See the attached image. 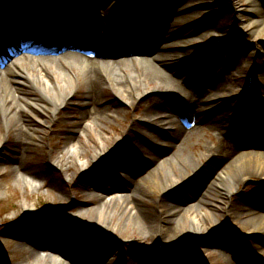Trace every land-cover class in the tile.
<instances>
[{
  "label": "rangeland",
  "instance_id": "rangeland-1",
  "mask_svg": "<svg viewBox=\"0 0 264 264\" xmlns=\"http://www.w3.org/2000/svg\"><path fill=\"white\" fill-rule=\"evenodd\" d=\"M60 1L61 4L56 5L58 0H38L37 3H34L33 0H7L10 4H25L27 7L33 5L34 8H29V22L27 25L18 30L21 35L20 42L17 43L10 37L6 38L10 42L16 43L15 47L21 46L23 43L37 46L45 39V36L56 35L55 37L59 38L58 34H60V31L56 32L53 30L54 33L47 35L45 30H42L45 23L52 21L51 24L58 25L59 22L62 26L69 23L64 30L71 27V34L75 38L70 42L83 44L84 47L90 50V46L93 45V38L96 35L95 32L99 31L104 20L105 14L102 12L105 10L102 8L108 6L109 14L114 19L113 23L107 28L108 36L110 35L111 37L115 32L113 30L114 26L123 25L134 14L144 20L143 26L146 29L152 27L150 34L153 35L151 37L153 41L155 40L153 45H162L164 43L162 39L167 38V35L171 34V37L177 36L176 43L181 50L194 52V55L186 57L181 62L169 63L167 66L168 71H165L167 74H172L171 72L175 69L182 70L184 73L177 79L182 78L192 81L191 77L200 73L196 67L199 58H207L206 64H208L211 60L227 61L234 53L239 52L243 54L240 61L232 63V68L229 70V73L236 75L234 86L241 84L243 87L252 88L254 91L263 88L261 84L264 83V30L259 24H249L252 18L253 23L258 18H261L258 13L260 12V7L261 13L264 14V8L261 6L262 0H194L192 3L189 0ZM177 2H179V6ZM185 4L189 5L190 12L182 14V17H176L168 13L175 6L183 9L182 5ZM1 13L2 8L0 7ZM254 15L258 16L253 17ZM43 17H46V19L38 28L33 26L32 23L35 20ZM167 17L171 20L179 18L178 21L181 25L164 30L162 26L163 23L168 22ZM75 23L77 32L73 34L75 33ZM193 27L200 31L199 36L207 32L209 35L203 39L195 37V39L183 40L181 38L182 33ZM121 30L126 33L125 27H121ZM7 31L13 32L11 28H7ZM6 34L4 33L3 35L5 36ZM141 41L145 43L146 39H141ZM169 42L173 43L171 40ZM170 43L165 46L168 52H172L173 48ZM219 52L220 55H218ZM8 62L4 65L6 69ZM189 65L193 69L191 74L189 71L185 72ZM240 66L242 67L240 68ZM195 77L198 78V76ZM250 78L251 81L249 82ZM210 81L213 82V80ZM206 84L208 85V82ZM214 86L211 85V87ZM220 89L207 90L209 92L205 94L204 99L207 100L208 104L212 102L213 95ZM26 92L23 91V94H26ZM87 99L88 95L84 86L61 112L57 123L49 122L50 125H45V130L38 131V135L34 137L23 134V132L27 131L22 129H9L4 125L0 126V141L3 145L0 148V264L37 263L31 261L28 258L30 252L24 249L23 245H19L23 244V242H20L21 240L30 239L22 237L23 234L29 232H20L18 230H20L21 226L29 225V223L33 222H36L38 227L40 224L43 225V228L39 227L40 233L36 232V235L33 234V236L38 237L33 240L40 241V244H49L62 248L68 254L75 256L80 264H180L184 259L187 260L185 264H225V261L229 262L232 259H236L237 264H263L260 260L253 259L248 249L251 246L260 245L264 251V236L255 235L248 239H243L245 237L243 234H245L247 229L239 224V219L236 222H224L219 226L214 225L209 232H203L191 243H179L175 246L164 248L163 244H152V240L149 237L146 241L143 240L139 236L137 229L130 226L134 225V221L126 213L123 215L122 213L117 214L111 220L106 221L107 226L96 225L89 216H76L75 214L79 211L93 208L101 199L106 198L105 194L97 192L96 194L100 195L101 198L93 200L86 192L91 188L96 189L99 185H103V182L111 177H107L106 174L110 173L109 169L113 163L124 162L137 172L132 175L126 172L117 176L113 175L114 181L123 187H126L124 181H127V179L143 186L141 178L147 174L149 167H151V157L142 155L140 151H138L140 154L137 153L133 145H131L132 142L128 135L131 131H136L138 132L139 141H148V139L142 138L141 140L140 138L144 125L139 120L145 106L140 104L130 106L123 96H118L113 91L100 95V103L116 110L119 114V118L115 117V121L105 124L106 127L103 128L107 134V147H111L106 156L98 162L92 161L95 150L92 146L98 144L92 134L88 136L89 141H87L86 137L83 138V142L87 147V151L83 155L84 160L88 162L87 168L82 169L79 160L75 156L66 154L65 147L68 145L66 135L69 132H73L69 127H73L77 123L80 124L78 120L71 124L66 121L68 119H78L81 116L83 103L87 102ZM257 103L255 104L253 97L247 94L226 109H221V111L215 113L214 115L216 116H209L203 124L194 125L190 128L191 125H184L180 121L179 126H185L182 129V135L184 136L182 141H187L188 145L182 152L177 154V161L180 163L181 159L185 157L197 159L203 152L205 153L208 147H215L219 141L230 142V145L232 143V146H236L239 142L235 137H238V139L244 137V133L238 132L239 129L246 128L244 125V127L240 125L237 129L240 121L244 124L247 120L246 117L243 118V108L245 105L256 108ZM128 105V110L124 114L122 110L126 109ZM197 106L200 107L199 104ZM260 107H262V113L264 114V104H260ZM175 120L179 121L176 117ZM221 121L228 123L229 132L225 133L222 130V133L221 130L216 128L218 126L216 124ZM252 121L256 127L259 126L260 120L257 116ZM148 128L159 135L162 141H153V138L149 136V140L153 141V145L150 147L147 143L142 142L143 146L147 147L144 146L146 149L145 153L152 154V156H154V153L167 155L166 152L168 150L166 147L169 146L170 141L169 139L168 141L164 139L166 137L165 130L153 123ZM262 132L250 134L252 138L257 136V138L262 139L264 136ZM28 136L34 141H28L26 139ZM117 136L124 138L122 144H117L118 146L115 144L116 141H114ZM248 138L250 137L248 136ZM251 141L257 142L254 139ZM241 150L245 149H238L239 153L237 152V155L244 153ZM136 155L144 157L141 158V167L139 168H136L134 162L137 159H133ZM57 158L62 159L65 165L64 169L55 163ZM14 164H18L17 166H21L20 169L26 172L44 175L43 188L39 192H33L29 188L25 190L22 184L19 185L17 183V173L15 172ZM142 167H145L143 171H146V174L142 171ZM263 173L264 170L259 175L252 174L247 182L239 185L240 193L230 198L232 203L238 204V207L235 208L236 211H242L247 203L254 205L264 200L262 198L264 197V180L261 176ZM207 179V170H204L201 174L191 176L174 188L168 195L162 197L161 203L157 186H153L150 183L148 191H151V193L148 196L152 201L151 206L155 209L158 206L164 210H169L170 205L179 202L185 194L192 192L191 190H198L201 183ZM214 196L216 201L221 204L220 196L217 193ZM218 203L214 205L217 209L213 210L216 218H219V215L222 214L221 209L218 211ZM112 206L115 205L112 204ZM262 212L264 211L262 210ZM223 220L221 219V221ZM207 221L209 222L210 219ZM166 223L175 228L177 226L176 216H171ZM121 227H125V231L119 234L117 229ZM115 228L116 230L114 231ZM43 232H45V235ZM198 243L201 244V249L195 250L193 246ZM77 245L80 246L79 253L76 251L74 253V247ZM209 248H219L221 251H225L226 257L223 260L220 254L209 251ZM229 250L234 251L235 255ZM94 253H99V256L104 261L97 263ZM162 258L164 260H161Z\"/></svg>",
  "mask_w": 264,
  "mask_h": 264
},
{
  "label": "bare ground",
  "instance_id": "bare-ground-1",
  "mask_svg": "<svg viewBox=\"0 0 264 264\" xmlns=\"http://www.w3.org/2000/svg\"><path fill=\"white\" fill-rule=\"evenodd\" d=\"M33 1L37 3L38 0ZM189 1H191L190 3L194 2V0ZM60 4L61 1L58 0V5ZM177 4L179 6V2ZM178 6H175L172 10L170 9L171 11H164H169V14L176 17H182V14L190 12L189 5H182L183 9H181L182 7L178 8ZM261 6L264 8V0L261 1ZM0 7L2 8V13L0 14V51L8 55L14 49L5 37L13 38L15 41L19 40L21 35L18 33V30L27 25L29 22V8H34V6L27 7L25 4L14 5L8 3L7 0H0ZM102 9L105 10L102 12L105 14L104 20L99 31L95 32L96 35L93 38V45L90 46V50L82 47L83 44L78 46L70 43L69 47L72 51H67L62 56L68 66H75L78 63V55L75 52L85 53L89 57L96 55L97 57L109 58L98 59V63L103 65L107 64V60H112V62L108 63L110 64V68L107 69L108 71L106 70V72L102 68L98 70L99 64L96 62V59L94 61L89 59L91 63L83 68L89 72L85 75L73 73L69 75L46 74L42 76L18 66L9 67L5 71L0 69V126L4 125L9 129H22L28 132H23V134L34 137L38 135V131H44L45 125H50L49 122L56 124L60 119L61 112L69 105L70 100L85 86L88 99L87 102L83 103L81 116L78 119H68L66 121L68 124H71L78 120L80 124L77 123L75 126L69 127L73 132L67 133L66 141H68V145L65 147L66 154L75 156L80 162V167L84 169L88 166V162L83 157L85 151H87L86 144L83 142L84 137L89 141L88 136L92 134L98 141V144L92 146L95 149L92 161H100L111 149V147H107V134L103 128L106 127L105 124L115 121V117L119 118V114L116 110L101 104L100 95L113 91L118 96H123L130 106L134 104L145 106L139 120L144 127L142 134L139 135L141 140L143 138L148 139V141H139L137 137L138 132L136 131H131L128 135L132 142L131 145H133L137 153L140 151L142 155L151 157V167H149L147 174L146 171H143L145 167H142V171L146 174L141 178L143 186L127 179V181H124L126 187H123L114 181L113 175L117 176L125 172L132 175L136 171L128 167L124 162L113 163L109 169L110 173L106 174L107 177H111L106 179L103 185H99L96 189L91 188L86 193L92 197L93 190H96L105 194L106 198L101 199L93 208L79 211L75 214L76 216H89L96 225L107 226L106 221L111 220L117 214L122 213L123 215L126 213L134 221V225L130 226L137 229L139 236L143 240L146 241L149 237L152 240V244H163L164 248L175 246L179 243H191L199 235H202L203 232H209L210 228L214 227V225L219 226L224 222H236L238 219L240 220L239 224L247 229L245 234H243L245 236L243 239H248L255 235L264 236V212H262V210L264 211V200L254 205L247 203L240 212L235 209L238 207V204L230 201V198L240 193L239 185L247 182L252 174L259 175L264 170V136L262 139L255 137L254 141L257 142H243V139L235 137L239 142L237 143L239 146L234 145L235 147L232 146V143L230 145V142L219 141L215 147H208L205 153L203 152L197 159L185 157L181 159L180 163L177 161V154L182 152L188 145L187 141H182L184 137L182 135L184 125H191V128L194 125L203 124L209 116L221 111V109H226L239 100V98H244L247 94L253 97V100L259 101V105H263L264 83L261 84L262 89H256L255 91L252 88L243 87L241 84L234 86L236 75L229 73V70L232 68V63L240 61L243 54L239 52L234 53L232 55L233 58L231 57L227 61L211 60L208 64H206L207 58H199L196 67L200 73L195 75L198 78L194 76L193 81L182 78L177 79L184 73L182 70L175 69L171 72L172 74H167L165 71H168L167 66L169 63L181 62L186 57L194 55V52L181 50L176 43L177 36L171 37V34L167 35V38L162 39L164 43L160 46L153 45L155 40L153 41L151 37L150 42L145 44L141 39L143 35H149V30L145 32L146 30L143 27L144 20L134 14L120 27H125L126 30H129L130 26L134 25L136 28L135 34L138 36L133 34L131 37L128 35L123 37V39L128 38L129 42H132V39L135 41L138 38V40L134 46L131 45L127 50L119 51L116 54L113 52L112 47H114L113 44L116 40L119 39L117 36L121 35V28L117 30L113 37L108 36L107 28L113 23L114 19L109 14L108 6H104ZM259 11L258 13L261 18H258L254 23L252 18L249 24H259L264 30V14L261 13V7ZM257 16L254 15L253 17ZM164 18L166 17L164 16ZM45 19L46 17L37 19L32 24L39 27ZM178 19L174 18V20H171L167 17L168 22L163 23L162 28L169 30L170 28L180 26L181 23ZM7 28H11L13 32H8ZM199 32L197 28L193 27L185 33L183 32L181 38L183 40L195 39V37L203 39L209 35L207 32L199 36ZM4 33H7L5 37L3 36ZM169 40L173 41V43H170ZM168 43L173 47L172 52L166 51L165 46ZM23 52L37 53L40 50L32 46H25ZM218 55H220V52ZM134 57L138 58L135 59ZM22 59L29 62L26 60V57ZM134 61H136L138 66L135 69H131V66H135ZM3 62L4 57H1L0 68ZM31 65L38 68L52 67L51 65L43 66L37 62ZM53 68L63 69V66L54 64ZM186 71H189L191 74L193 72L192 66L189 65V68L187 66ZM209 79L213 80L214 83ZM193 82L196 83V87L193 85ZM207 82L208 85L206 84ZM209 84L215 86L211 87ZM208 89H220L213 95L210 104L204 99L205 94L209 92L207 91ZM23 91H27L26 94H28H23ZM128 107L129 105L126 109L122 110L124 114H126ZM243 110V118L246 117L247 120L244 124L240 121L238 128L240 125H244L246 128H241L238 132L244 133V129L250 131L258 130L252 121V119L259 115L256 108L245 105ZM175 117L179 121H176ZM180 121L184 125L179 126ZM152 123L165 130L166 137L164 139L166 141L169 139L170 141L169 146L166 147L168 150L166 152L167 155L154 153V156H152V154L145 153V145L143 146L142 142L152 147L154 140L162 141L159 135L148 128ZM216 125H218L216 128L221 130L222 133V130L225 133L230 130L226 122L221 121ZM149 136L153 138V141L149 140ZM29 137H26L28 141H34ZM114 141H116V145L122 144L124 138L117 136ZM2 146V142L0 141V148ZM240 148L245 149L241 150L244 153L237 155ZM135 157H133V159H137V161L134 160L135 166L139 168L141 167V158L144 157L138 155ZM55 163L62 169L65 168L61 158H57ZM17 165L14 164L15 172L17 173V183L19 185L22 184L25 190L29 188L33 192H39L43 188L45 176L40 173L33 174L26 172L20 169L21 166ZM204 170H207L208 179L201 183L198 190H191L192 192L185 194L179 202L170 205L169 210H164L158 206L155 209L151 206L152 201L148 196L151 193V191H148L150 183L153 186H157L161 203L162 197L168 195L174 188L191 176L201 174ZM261 176L264 180V173ZM216 193L220 196L221 204L215 199L214 194ZM262 198L264 199V197ZM109 201L110 203H108ZM217 203L219 206L218 211L221 209L222 212L219 218H216L213 213V210L217 209L214 206ZM112 204L115 206H112ZM171 216H176L177 226L175 228L166 223ZM208 219H210L209 222L207 221ZM221 219L224 220L221 221ZM117 231L121 234L125 231V227H121ZM195 245L193 246L195 250L201 246L200 243ZM221 247L223 248V246ZM79 248L80 246L77 245L74 247L73 252L79 253ZM41 249L63 252L60 248L51 245L38 246V250ZM209 251L220 254L223 260L226 257V252L221 251L219 248H209ZM229 251L235 255L234 251ZM41 252H43L42 260L52 261L48 262L49 264H68L51 256L48 254V251L47 253L45 251ZM248 252L253 256V259L260 260L264 264V251L260 245L251 246ZM33 256H35L33 260H38V255L36 256L34 253ZM67 256L68 260L73 261L74 264H79L75 256L72 254H68ZM94 257L97 263L104 261L99 256V253H94ZM161 260H164V258ZM235 260L225 261V264H237ZM186 261L184 259L180 264H185Z\"/></svg>",
  "mask_w": 264,
  "mask_h": 264
},
{
  "label": "water",
  "instance_id": "water-1",
  "mask_svg": "<svg viewBox=\"0 0 264 264\" xmlns=\"http://www.w3.org/2000/svg\"><path fill=\"white\" fill-rule=\"evenodd\" d=\"M44 221H45V220H44ZM42 226H43L42 224L39 225L40 228H43Z\"/></svg>",
  "mask_w": 264,
  "mask_h": 264
}]
</instances>
